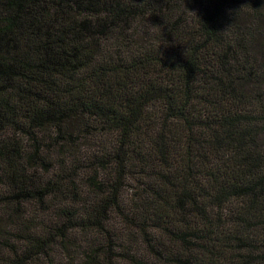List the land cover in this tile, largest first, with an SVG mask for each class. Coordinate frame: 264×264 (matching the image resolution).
I'll list each match as a JSON object with an SVG mask.
<instances>
[{"label": "trees", "instance_id": "obj_1", "mask_svg": "<svg viewBox=\"0 0 264 264\" xmlns=\"http://www.w3.org/2000/svg\"><path fill=\"white\" fill-rule=\"evenodd\" d=\"M0 264H264V0H0Z\"/></svg>", "mask_w": 264, "mask_h": 264}]
</instances>
